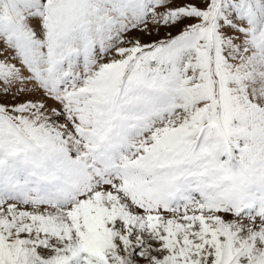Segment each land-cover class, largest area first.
Segmentation results:
<instances>
[{
  "label": "snow or ice",
  "instance_id": "obj_1",
  "mask_svg": "<svg viewBox=\"0 0 264 264\" xmlns=\"http://www.w3.org/2000/svg\"><path fill=\"white\" fill-rule=\"evenodd\" d=\"M0 264H264V0H0Z\"/></svg>",
  "mask_w": 264,
  "mask_h": 264
}]
</instances>
